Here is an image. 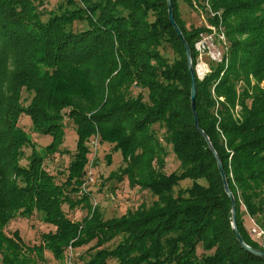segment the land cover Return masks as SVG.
<instances>
[{
  "label": "trees",
  "instance_id": "trees-1",
  "mask_svg": "<svg viewBox=\"0 0 264 264\" xmlns=\"http://www.w3.org/2000/svg\"><path fill=\"white\" fill-rule=\"evenodd\" d=\"M172 4L193 68L194 46L208 30L188 29L182 5L205 14L217 33L221 27L226 41L222 62H210L209 74L196 78L198 128L186 52L168 20L166 0H64L55 10L45 9L47 0H0L1 264H22L23 252L42 251V244L56 259L69 244L74 250L89 246L85 264H264L233 235L231 202L199 132L222 165L239 233L262 250L248 239L240 209L264 229V0ZM207 6L219 16H209ZM164 45L171 62L160 52ZM24 115L35 133L51 137L43 151L18 126ZM65 118L76 127L77 149L60 183L43 163L60 151ZM159 132L179 163L171 174L164 172ZM94 137L98 145H112L125 165L107 180L126 178L138 193L152 196L149 205L109 220L92 211L90 184L85 190L83 184ZM27 147L31 154L23 166ZM186 180L190 185L181 188ZM63 204L89 211L74 222ZM35 212L57 228L42 234L38 247H26L17 232L10 238L3 233L16 215Z\"/></svg>",
  "mask_w": 264,
  "mask_h": 264
},
{
  "label": "rangeland",
  "instance_id": "rangeland-1",
  "mask_svg": "<svg viewBox=\"0 0 264 264\" xmlns=\"http://www.w3.org/2000/svg\"><path fill=\"white\" fill-rule=\"evenodd\" d=\"M47 2L49 4V9L45 8L46 10H55V6L60 3L64 4V0H47ZM182 19L185 21V25L188 29H190V26L200 27L201 25L203 26L208 24V20L205 14L202 13L198 16L195 12L189 10L187 6L183 5ZM75 29L81 30V24L75 23ZM201 35H199L200 39ZM207 37L208 36L204 38L206 39ZM212 44L217 50L219 49L217 38H213L212 36H210L207 41L205 40L204 47L207 48L210 46V51H215L211 47ZM194 48L196 50L195 46ZM160 52L163 57L169 60V62H171L174 58L171 50L166 45H164V48L161 49ZM210 62L212 61L209 60L208 56L204 54L201 56H197L194 71L196 68H199V71H201L200 76L196 75V78L199 81H201L207 74H209L211 68ZM206 70L208 71L205 72ZM260 85L262 86L263 84ZM133 91V94L135 95L139 90L134 89ZM143 94L144 101H147V91H144ZM23 97H27V94H23ZM235 111L239 112V107H236ZM18 126H20L21 129L31 137L38 151H43L44 148L52 143V139L50 136L40 135L33 131L30 117L25 115L21 116L18 122ZM153 128L155 131H158L157 126H154ZM161 133L162 132L157 133V136L160 140V145L166 152L164 172L166 174H171L178 170L179 163L172 151V148L161 141ZM89 146L91 150H89L87 158L90 161V166H88L87 173L91 172L93 174L92 177L94 180L88 186L89 190L91 191V197L89 198L92 204V211L93 209H99L102 217L105 220H109L121 217L127 212H133L138 208L139 205H149L153 201L152 196L148 192L138 193V191L135 190L136 188H131L126 178L122 180L116 178L110 179L109 181L107 180L109 176H111L112 174H116L120 168L125 166L120 153L118 151L112 150V145L108 143H99L98 145V138L94 137V139L90 141ZM76 149V127L72 121H70L68 118H65L63 126V144L60 147V151L53 156L50 155L45 157L43 163L45 170L49 174L54 175L57 182L61 183L62 181H64L66 174L62 175L61 172L67 168ZM24 153V158L20 162V164L23 166L27 165L28 163L27 158L31 154V148H25ZM190 183L191 182L189 180H186L180 184V187L186 188L190 185ZM80 207L81 206L71 208L70 205L63 204L62 211L71 221L80 222L88 214L89 211L87 207ZM240 213L248 239L257 244V238L255 236H252L250 233L252 223H256L255 220L247 215L244 207H241ZM56 230L57 228L54 225L45 224L42 215L35 212L30 217H22L20 215H16L14 219L8 223V226L3 229V233L8 238H10L13 232H17L25 246L33 248L38 247V245L41 244L42 234H47L49 232L55 233ZM257 245L262 248V250H264V247L261 245V243H258ZM70 247L72 248V246L69 244L67 246L66 252L59 259H56L50 251L44 248L42 244V251L32 250L26 253L23 252V257H25V259H23L22 264H85L83 258L85 257V251L89 248V246L78 248L75 250L73 248L70 249ZM107 264L116 263L114 260H110Z\"/></svg>",
  "mask_w": 264,
  "mask_h": 264
},
{
  "label": "water",
  "instance_id": "water-1",
  "mask_svg": "<svg viewBox=\"0 0 264 264\" xmlns=\"http://www.w3.org/2000/svg\"><path fill=\"white\" fill-rule=\"evenodd\" d=\"M166 5H167L168 20H169L171 26L173 27L175 33L177 34V36L179 37V39L183 43L184 49L186 52L187 69H188L190 79H191L189 98H190L191 109H192V112L194 115V124H195V127L198 128V119H197V115L195 113V108H194L195 98H196V74H195L194 68L192 66V59H191L190 50H189L188 45L186 44V42L184 40V37H183L179 27L177 26V24L174 20L172 0H166ZM199 132L204 137L206 143L208 144L209 148L211 149L213 155L216 158L217 168H218L219 174L222 178L224 192L226 193V195L228 196V198L231 202V211H230V213H231V229H232V232H233L235 239L238 241L240 247L244 251H246L247 253H249L255 257H258V258L264 260V250L254 249V248L250 247L249 245H247L244 242L241 234L239 233V231L237 229V225H236L235 201H234V197H233L232 193L230 192V190L228 188L227 181H226L223 169H222V165H221L220 161L218 160L216 153L210 144L209 139L204 135L202 130H199Z\"/></svg>",
  "mask_w": 264,
  "mask_h": 264
},
{
  "label": "built area",
  "instance_id": "built-area-1",
  "mask_svg": "<svg viewBox=\"0 0 264 264\" xmlns=\"http://www.w3.org/2000/svg\"><path fill=\"white\" fill-rule=\"evenodd\" d=\"M207 5V4H206ZM207 10H208V14L211 17L214 16H219V13H214L211 11V9L209 8V6H207ZM205 28L208 30V33H202L203 35H201V39L199 38V40L197 41L195 47H196V51L198 53V56L201 55H206L208 56L209 60H211L212 62L215 63H221L222 62V50H221V46H224L226 44L225 41V37L224 34L221 30V27H219V33H217L216 28L212 25H210L209 23L205 25ZM208 36L206 39L204 37ZM212 36L213 38H217V42H218V47L219 49L217 50L214 45L212 44L211 47L215 50V51H210V46L205 48L204 47V42L205 40L207 41L209 39V37ZM203 37V38H202ZM208 70H206L205 72H207ZM196 75L200 76L201 71H199V68L195 69ZM93 177L91 175V172L88 173L87 175V181L83 184V188L84 190L86 189V185L92 183ZM250 233L252 236H255L257 238L258 243H261V245L264 247V231L261 227H259L256 223H252L251 228H250Z\"/></svg>",
  "mask_w": 264,
  "mask_h": 264
}]
</instances>
